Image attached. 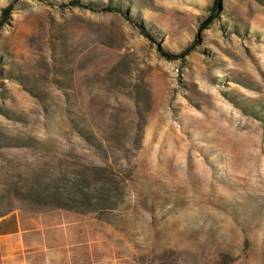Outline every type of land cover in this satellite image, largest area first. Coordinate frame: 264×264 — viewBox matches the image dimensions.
<instances>
[{"label":"rangeland","instance_id":"rangeland-1","mask_svg":"<svg viewBox=\"0 0 264 264\" xmlns=\"http://www.w3.org/2000/svg\"><path fill=\"white\" fill-rule=\"evenodd\" d=\"M72 1L0 0V216L75 214L70 264H264V0Z\"/></svg>","mask_w":264,"mask_h":264},{"label":"crops","instance_id":"crops-1","mask_svg":"<svg viewBox=\"0 0 264 264\" xmlns=\"http://www.w3.org/2000/svg\"><path fill=\"white\" fill-rule=\"evenodd\" d=\"M81 229L69 212L12 210L0 216V264H70Z\"/></svg>","mask_w":264,"mask_h":264},{"label":"trees","instance_id":"trees-1","mask_svg":"<svg viewBox=\"0 0 264 264\" xmlns=\"http://www.w3.org/2000/svg\"><path fill=\"white\" fill-rule=\"evenodd\" d=\"M220 3L221 0H214L213 6L211 7V15L202 22L201 25V29H205L208 28L211 23L216 19L218 11L220 9ZM72 4L75 6H81L87 9H90L92 11H112V12H119L120 14H122L125 18L130 19L127 12H125L121 7H117V6H107L105 8H98L96 5L92 4V3H82L79 0H73ZM14 8V4L13 2L10 3L8 6H6L5 8H3L2 10V14H1V18H0V30L3 27L4 23L7 21V19L9 18L12 10ZM141 31L142 33H144L150 40L152 41H156V37L151 34L150 32L144 30L143 27H141ZM199 39H195V41L188 46L187 48L183 49L182 51L178 52V53H174V52H169V51H165L163 49H159L160 53L165 56L168 59L174 60V59H180L183 58L186 55H189L190 53H192V51H194L196 49V46L198 44ZM2 72V67L0 64V75Z\"/></svg>","mask_w":264,"mask_h":264}]
</instances>
